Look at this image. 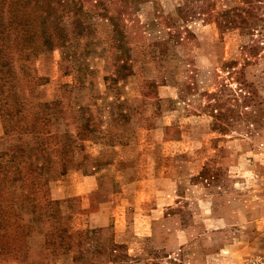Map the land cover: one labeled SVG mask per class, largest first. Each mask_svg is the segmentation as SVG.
I'll use <instances>...</instances> for the list:
<instances>
[{"label":"rangeland","instance_id":"obj_1","mask_svg":"<svg viewBox=\"0 0 264 264\" xmlns=\"http://www.w3.org/2000/svg\"><path fill=\"white\" fill-rule=\"evenodd\" d=\"M183 3L125 11L123 62L102 9L72 59L14 56L26 120L5 135L0 116V161L41 143L54 173L10 168L0 264H264V0H197L206 10L177 20ZM233 8L244 22L226 28Z\"/></svg>","mask_w":264,"mask_h":264},{"label":"trees","instance_id":"obj_2","mask_svg":"<svg viewBox=\"0 0 264 264\" xmlns=\"http://www.w3.org/2000/svg\"><path fill=\"white\" fill-rule=\"evenodd\" d=\"M101 1L0 0V116L8 123V125L4 126V128H8L5 135L11 133L14 123H16L18 129H23L25 126L23 121L26 120L23 116L24 105L14 91L13 59L15 55L22 61L27 62L38 53L50 52L60 48L65 56H69L72 59L74 56V44H76L72 37L73 33L80 34L90 29L92 25L90 21L92 9L96 11L102 9L99 16L109 22L116 41L119 53L118 58L121 62L125 60L123 57L125 58L128 55V48L125 45L120 18L128 9L139 8L145 0H117L121 2V5L116 8L113 14L106 10V6L100 8ZM193 2H197V0H184L183 6L177 7L178 17L175 19L186 20L194 15L200 16L208 7V4H202L201 6H196L197 8L195 9L192 6ZM236 10L237 8H233L222 13L223 16H226V28H234L238 25L236 17L240 18L241 22H244L240 14L235 12ZM67 19L75 20L72 32L67 25ZM177 20L172 19L170 25H178ZM170 27L173 29V26H169L168 30L171 29ZM116 79V77L113 78L114 81ZM50 104H43L46 109L45 112H42L43 115L49 114ZM33 121L45 122L46 117L38 118L37 116ZM31 129L25 133H32L36 136L37 132L33 126H31ZM29 150V152H26L25 149L13 150V155L9 157L10 162L3 159L0 161V186L5 184L10 178V168L14 169L15 182H18V180L23 181L24 175L42 179V185L53 179L51 175L54 173V166L50 164V153L47 147L37 143L31 146ZM3 154L6 155V152ZM1 156L3 157L4 155ZM18 164L28 168L25 170V172L27 171L26 174H21ZM65 169L66 166L64 164L61 165L59 175H65L67 171ZM53 247L55 249L57 245L54 244ZM29 264L33 263L29 262Z\"/></svg>","mask_w":264,"mask_h":264},{"label":"crops","instance_id":"obj_3","mask_svg":"<svg viewBox=\"0 0 264 264\" xmlns=\"http://www.w3.org/2000/svg\"><path fill=\"white\" fill-rule=\"evenodd\" d=\"M106 224H107V221H106ZM103 225V224H102ZM95 227V226H94Z\"/></svg>","mask_w":264,"mask_h":264}]
</instances>
